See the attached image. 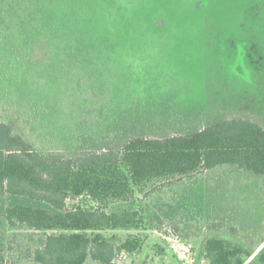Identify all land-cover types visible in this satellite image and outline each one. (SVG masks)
Masks as SVG:
<instances>
[{"label": "rangeland", "instance_id": "374dc122", "mask_svg": "<svg viewBox=\"0 0 264 264\" xmlns=\"http://www.w3.org/2000/svg\"><path fill=\"white\" fill-rule=\"evenodd\" d=\"M104 9L105 30L117 49L102 87L98 85L102 92L82 93L92 98L83 105L104 119L97 121L101 129L110 121L112 126L135 121L150 136L175 133L223 111L264 124V0H104ZM2 27L0 117L33 138L49 136L45 144L37 140L43 150L73 144L71 134L63 135L72 120H62L67 114L61 105L71 102L81 109L83 100L73 98L75 83L59 93L50 84L39 96L41 104L29 105L31 94H37L34 87L44 80L38 84L35 66L24 68L19 26ZM24 75L32 81L28 88L20 85ZM48 104L54 106L50 113ZM30 107L37 121L48 120L36 133L26 124L24 109ZM133 199L146 224L104 232L120 238L136 235L143 247L135 254H119L117 264L144 259L148 264H207L203 244L211 232L235 229V234L247 235L248 229H264V177L240 175L228 165L147 183L136 188ZM0 232L5 233L6 264L23 261L45 237L44 232L3 226Z\"/></svg>", "mask_w": 264, "mask_h": 264}, {"label": "trees", "instance_id": "16d2710c", "mask_svg": "<svg viewBox=\"0 0 264 264\" xmlns=\"http://www.w3.org/2000/svg\"><path fill=\"white\" fill-rule=\"evenodd\" d=\"M106 20L104 0H0V28L19 26L24 68L35 66L38 84L44 80L33 85L37 94H31V103L24 100L37 106L50 84L59 93L71 82L74 100H83L78 111L71 102L61 105L67 114L62 120L73 121L63 134H71L73 144L68 141L63 148L43 150L37 140L45 144L49 136L33 138L0 117V227L45 234L42 244L29 249L18 264H117L119 254H135L143 247L139 237L104 231L146 224L143 212L133 207V197L147 183L224 165L237 168L240 175L264 177V124L247 117L217 112L200 125L154 136L135 121L121 126L110 121L101 129L97 121L104 119L83 105L92 98L82 93L102 92L98 85L102 87L117 49L105 30ZM20 82L28 88L32 81L24 75ZM48 105L47 110L54 108ZM24 111L32 133L48 124L46 118L37 121L31 107ZM233 233L206 236L207 264H264V229ZM4 242L0 232V264H6ZM140 264H148L147 259Z\"/></svg>", "mask_w": 264, "mask_h": 264}]
</instances>
